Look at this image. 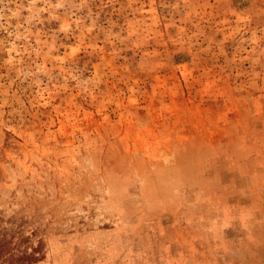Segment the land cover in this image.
Here are the masks:
<instances>
[{
    "label": "rangeland",
    "instance_id": "374dc122",
    "mask_svg": "<svg viewBox=\"0 0 264 264\" xmlns=\"http://www.w3.org/2000/svg\"><path fill=\"white\" fill-rule=\"evenodd\" d=\"M0 264H264V0H0Z\"/></svg>",
    "mask_w": 264,
    "mask_h": 264
}]
</instances>
